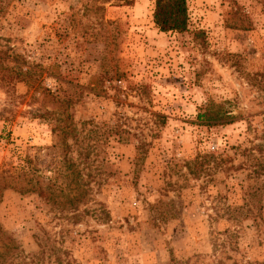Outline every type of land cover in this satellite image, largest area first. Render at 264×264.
<instances>
[{
    "label": "rangeland",
    "instance_id": "obj_1",
    "mask_svg": "<svg viewBox=\"0 0 264 264\" xmlns=\"http://www.w3.org/2000/svg\"><path fill=\"white\" fill-rule=\"evenodd\" d=\"M155 1L0 0V264H264V0Z\"/></svg>",
    "mask_w": 264,
    "mask_h": 264
},
{
    "label": "trees",
    "instance_id": "obj_2",
    "mask_svg": "<svg viewBox=\"0 0 264 264\" xmlns=\"http://www.w3.org/2000/svg\"><path fill=\"white\" fill-rule=\"evenodd\" d=\"M153 21L155 26L162 32H186L190 26V14L188 0H156L153 12ZM198 118L204 125L213 126L231 123L235 115L223 107L222 104L216 108L209 107L206 111L199 113ZM19 191L39 190L36 185L23 189L16 187L13 182L9 183ZM39 192H41L39 190Z\"/></svg>",
    "mask_w": 264,
    "mask_h": 264
}]
</instances>
